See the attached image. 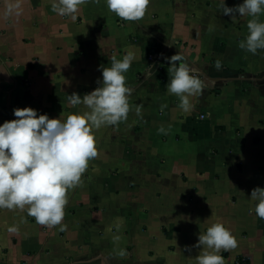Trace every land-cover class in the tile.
<instances>
[{
  "label": "crops",
  "instance_id": "obj_1",
  "mask_svg": "<svg viewBox=\"0 0 264 264\" xmlns=\"http://www.w3.org/2000/svg\"><path fill=\"white\" fill-rule=\"evenodd\" d=\"M14 2L0 0V125L16 108L82 115L89 109L68 95L100 87L111 57L134 60L127 120L93 129L97 156L67 192L63 230L27 207L0 209V264H196L199 234L215 223L238 242L221 250L225 264H264V219L250 199L264 188V50L239 48L255 17L233 20L220 0H150L139 21L106 0L82 5L75 21L53 0H21L20 15L6 16ZM178 53L203 86L189 113L166 87V58Z\"/></svg>",
  "mask_w": 264,
  "mask_h": 264
},
{
  "label": "clouds",
  "instance_id": "obj_2",
  "mask_svg": "<svg viewBox=\"0 0 264 264\" xmlns=\"http://www.w3.org/2000/svg\"><path fill=\"white\" fill-rule=\"evenodd\" d=\"M98 0H53L52 11L75 21L82 5ZM150 0H106L109 11L126 21H139L146 13ZM21 0L8 3L6 16H19ZM224 15L235 13L240 17L252 16L247 24L248 35L239 43V48L256 55L264 50V22L259 14L264 13V0H244L236 7L226 6L220 0ZM111 67H103L102 83L83 98L77 93L68 95V103L75 107L83 104L89 111L70 114L66 119L49 118L31 107L14 109L17 119L0 125V209L24 210L35 222L45 227L60 225L68 204L67 192L81 182L88 162L97 156L93 129L115 126L127 120L131 90L126 87L125 73L131 67L134 56L128 53L122 59L111 57ZM170 80L169 94L175 95L178 107L185 113L192 111L190 97L203 91L201 81L191 74L183 62L181 53L166 58ZM221 69L220 61L214 65ZM142 106H137L139 116ZM166 105H161V111ZM158 133L167 134L161 126ZM250 199L256 201L255 213L264 219V188L256 187ZM10 227L9 232H15ZM235 236L221 223L212 224L200 233L197 248H202L195 257L196 264H225L220 255L237 248ZM190 250V249H188ZM120 255H124L123 252Z\"/></svg>",
  "mask_w": 264,
  "mask_h": 264
},
{
  "label": "built area",
  "instance_id": "obj_3",
  "mask_svg": "<svg viewBox=\"0 0 264 264\" xmlns=\"http://www.w3.org/2000/svg\"><path fill=\"white\" fill-rule=\"evenodd\" d=\"M154 56L153 55H151V58H153Z\"/></svg>",
  "mask_w": 264,
  "mask_h": 264
}]
</instances>
